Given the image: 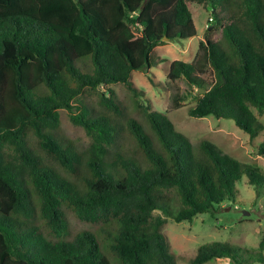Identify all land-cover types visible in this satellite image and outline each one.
<instances>
[{"label":"trees","instance_id":"trees-1","mask_svg":"<svg viewBox=\"0 0 264 264\" xmlns=\"http://www.w3.org/2000/svg\"><path fill=\"white\" fill-rule=\"evenodd\" d=\"M189 3L209 10V24L190 62L170 61L166 84L195 87L190 117L231 119L253 139L264 130V0H0V264H176L167 219L191 222L235 201L243 175L262 195L263 169L209 140L193 145L131 80L161 61L154 47L196 36ZM218 28L222 40L211 37ZM112 84L132 93L147 128ZM179 87L173 108L187 93ZM88 90L100 110L83 101ZM60 109L88 146L60 134ZM125 128L133 151L120 144ZM255 153L264 157V142ZM67 210L98 230L71 232ZM263 251L264 239L205 242L189 264H264Z\"/></svg>","mask_w":264,"mask_h":264},{"label":"rangeland","instance_id":"rangeland-1","mask_svg":"<svg viewBox=\"0 0 264 264\" xmlns=\"http://www.w3.org/2000/svg\"><path fill=\"white\" fill-rule=\"evenodd\" d=\"M189 8L197 30L196 36L186 41L166 40V43L154 47L152 57L156 61H161L156 67L150 69L148 76L141 71L132 72L131 80L141 92L140 102L150 106L151 110L167 111L175 128L186 134L193 145H198L201 140H209L233 157L264 170V157L255 153L256 146L264 142V130L255 138L250 139L248 134L237 127L231 119H216L212 115L200 118L190 117L188 110L194 106L196 101L195 87L186 81H179V85L177 83L176 85L166 84V73L170 61L177 59L190 62L198 50L199 42L204 40L206 26L209 24V10L194 3H189ZM211 37L214 40H222L221 29L213 31ZM202 75L207 83L214 79V74L210 69H207ZM149 78L158 86H155ZM178 86L182 91L178 90L179 94L187 93H185L182 105L179 108H173L170 105V96ZM110 87L115 91L117 100L126 107L129 116L138 119L147 128L145 115L136 106L132 93L122 84H112ZM83 101L100 110L96 91H86ZM59 116L60 134L71 140L77 147L88 146L91 138L83 127L73 124L65 109L59 110ZM259 119L264 122V115L259 116ZM120 144L126 150L133 151L135 149L133 139L126 128L120 139ZM138 156L142 158V154L138 153ZM236 187L238 193L235 201L222 203L221 208L213 213L197 214L191 222L177 223L172 219L166 220L162 232L168 240L169 249L175 256L176 264H189V260L196 254L198 246L205 242L227 241L246 248L258 247L259 242L264 239V192L256 197V190L248 183L246 175L242 176ZM66 216L73 233L83 229L98 230V225L81 222L69 210L66 211ZM204 264L233 263L227 258H214ZM251 264L258 263L251 262Z\"/></svg>","mask_w":264,"mask_h":264},{"label":"water","instance_id":"water-1","mask_svg":"<svg viewBox=\"0 0 264 264\" xmlns=\"http://www.w3.org/2000/svg\"><path fill=\"white\" fill-rule=\"evenodd\" d=\"M199 92H200V93H203V92H205V91H204V90H202V89H199Z\"/></svg>","mask_w":264,"mask_h":264}]
</instances>
